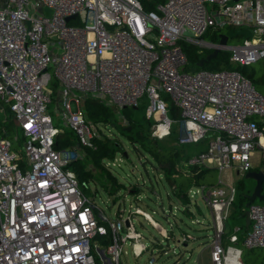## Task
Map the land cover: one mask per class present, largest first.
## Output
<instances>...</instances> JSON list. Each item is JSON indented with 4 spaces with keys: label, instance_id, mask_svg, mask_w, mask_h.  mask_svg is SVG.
<instances>
[{
    "label": "built area",
    "instance_id": "built-area-1",
    "mask_svg": "<svg viewBox=\"0 0 264 264\" xmlns=\"http://www.w3.org/2000/svg\"><path fill=\"white\" fill-rule=\"evenodd\" d=\"M231 25L252 35L221 50L241 64L263 58L264 0H165L153 11L140 0H0V118L13 119L15 140L20 133L26 137L20 153L0 123V264H97L93 249L103 264H122L127 243L137 257L148 249L135 214L171 236L141 206L127 218L126 207L116 218L100 217L84 192L69 164L99 136L100 124L82 108L86 97L112 105L117 115L146 96L153 137L163 139L177 125L181 143L208 138L207 150L192 161L220 173L235 169L245 175L257 165L264 170V93L239 69H187L182 41L214 49L219 42L204 34ZM53 99L61 125L48 111ZM171 101L179 117L170 115ZM63 127L72 128L79 141L58 149L55 138ZM223 184L220 177L216 185L192 186L191 204L179 200L165 214L189 212L201 193L213 214L212 264H235L231 252L243 264L241 227L228 236L234 246L227 249L222 239L237 198L236 186ZM247 208L251 224L242 244L264 248V202ZM190 238L184 233L179 242L187 245Z\"/></svg>",
    "mask_w": 264,
    "mask_h": 264
},
{
    "label": "rangeland",
    "instance_id": "rangeland-1",
    "mask_svg": "<svg viewBox=\"0 0 264 264\" xmlns=\"http://www.w3.org/2000/svg\"><path fill=\"white\" fill-rule=\"evenodd\" d=\"M46 13L51 14V10L46 9ZM187 34L193 35V32L188 30ZM243 39V35L233 36L229 38L228 44L239 43ZM260 61L264 62V57ZM258 64L254 62L252 65L258 66ZM50 84L55 88L54 80ZM56 103V99H53L49 103L48 111L53 115L55 123L61 125V120L55 112ZM115 118L117 123L110 125L100 124V126H96V130L99 132V136H107L118 144L119 150L115 156L105 163L111 170L110 174L112 177L113 175L117 176L118 182L113 184V178L108 174L109 169L103 170L104 168L102 169L93 164L84 154L82 158L88 162V166L92 167L96 182L90 181L87 182V185H82L83 190L96 203V210L99 212L100 217L116 218L119 208L126 207L124 218H127L130 210L134 211L136 206H141L150 212L153 218L166 228L171 235L170 237L164 235L144 214H135L136 228L144 234L142 241L147 244L148 249L137 257L134 255L132 245L127 243L125 245L127 253H123L121 257L122 264H212L213 214L206 199L201 193H197L194 197L197 204L193 203L189 212L180 208V210H174L175 216L170 215L167 218L165 213L169 212L171 207L174 209V206L179 203L176 194L168 181H166L165 176L158 172L154 165L155 160L151 154L140 144L135 146L133 141L123 133V125L130 126L127 125L128 119L123 113H118ZM0 123L4 128H7V120L4 121L0 118ZM14 133L15 130L9 135L13 140V149L23 153L21 148L24 140H15ZM174 136L162 140V143L166 146L179 148L184 154L182 158L184 160L186 156L193 152L191 148L195 147L181 143L179 134ZM195 156L193 155L189 158L190 163H198L204 166L201 162L192 161ZM257 157L258 154L256 153L254 160ZM256 162L255 160V164ZM220 177L224 182L223 185H235L237 193L246 192L249 188H254L256 184V180L253 177L238 174L235 169H226L221 173L218 172L217 180ZM240 178L244 181V189L238 184ZM116 185H119V188L114 191ZM135 188H139L138 193L132 192ZM137 194H139L138 198ZM255 201L262 202V199L257 198ZM238 203L239 199H236L230 208L229 217L225 220L226 227L222 239L227 249L235 245L228 240L229 234L243 221L239 217L241 208ZM238 232L240 234L242 230ZM184 233L194 237L188 240L187 245L179 242L183 238ZM99 244L101 248H105L104 244ZM242 248L246 250L243 255L241 254L243 264H264V249L248 248L243 244ZM93 253L96 263L103 264L99 252L93 249ZM230 255L232 254L230 253ZM153 257H155V261L151 262L150 260Z\"/></svg>",
    "mask_w": 264,
    "mask_h": 264
},
{
    "label": "trees",
    "instance_id": "trees-1",
    "mask_svg": "<svg viewBox=\"0 0 264 264\" xmlns=\"http://www.w3.org/2000/svg\"><path fill=\"white\" fill-rule=\"evenodd\" d=\"M140 1L146 11H153L157 10L158 4L164 2L165 0ZM231 28H234V26L215 27L207 31L204 34V37L206 39L219 42L221 34L227 32ZM182 44L189 58L187 69H239L248 75L253 80L256 87L264 93V62L260 61L261 59L256 61L259 63L258 66L252 65L253 63L241 64L233 62L230 59V51L221 50L215 57L211 58L202 66H200V61L205 58L213 49H204L194 42L182 41ZM54 86H57L56 80H54ZM146 101L147 97L145 96L141 99L138 106H127L122 109L123 115L128 119L127 125H130V128L126 125H123L122 131L133 141L135 146L140 144L146 149L148 153L151 154L155 160V167L158 169L159 173L165 176L166 181H168V183L171 185L174 193L177 196V199L183 203L191 204L189 189L192 186L202 184L216 185L218 182L217 175L219 170L217 168L203 166L198 163H190L189 161V158L193 155L197 156L207 150L208 138H204L198 142L184 143L187 146H193L195 148H191L193 149V152H191V154L186 156L183 160L182 158L184 154H182L179 148L166 146L162 143V140L169 137H175V134H179L177 125H174L171 134L163 139H159L151 135V125L153 123V119L146 116ZM82 108L87 114L88 118L97 125H110L117 123L115 118V108L98 98L86 97L83 100ZM169 112L172 117H179V108L172 101L170 102ZM6 129L8 136L16 129L15 123L11 117L7 119ZM25 138V135L20 133V141L24 140ZM78 141L79 138L72 128L63 127L55 138L54 146L58 149H61L77 144ZM93 141L94 146H84V154L88 157L89 161L93 162V164L101 167L102 169L104 168L103 170L109 169L105 163L108 159L114 157L119 150L117 142L115 140H111V138L107 136H95ZM69 167L76 172L81 186L87 185V182L95 181V174L92 170V167L88 166V162L82 157L72 161L69 164ZM259 168L260 167L258 166L255 167V169ZM108 171V174H110L111 170L109 169ZM112 178L113 184H116L118 182L117 176L113 175ZM238 184L243 189L245 188L243 179L240 178L238 180ZM103 185H105V183H103ZM114 188L115 191L119 188V185H116ZM252 191L253 188H249L246 192L237 193L236 199H239L238 205L241 208L239 217L242 220H244L243 214L246 210V202L248 200L247 194L251 193ZM262 191L264 193V184ZM132 192L138 193L139 188L133 189ZM262 202H264V198L262 199ZM240 227L242 232L240 233V240L238 244L239 246H242V240L247 229L243 223ZM245 251L246 250L242 248V255Z\"/></svg>",
    "mask_w": 264,
    "mask_h": 264
},
{
    "label": "water",
    "instance_id": "water-1",
    "mask_svg": "<svg viewBox=\"0 0 264 264\" xmlns=\"http://www.w3.org/2000/svg\"><path fill=\"white\" fill-rule=\"evenodd\" d=\"M74 16L75 14L70 15L68 16V19ZM237 35H243L245 37H250L252 35V31L249 28H236V29L231 28L227 32L222 33L218 46H216L205 58H203L200 61L199 65L202 66L206 61L215 57L221 51V48H222L221 45H226L230 37L237 36ZM245 175L247 177H253L256 180V184L253 188V191L247 194L248 200L246 202V207H248L257 198L259 199L264 198V193L262 191L263 184H264V170L252 169V170L247 171ZM243 215L245 216V220H246V229H248L251 224L250 211L248 208H246ZM126 224H129L128 220L126 221Z\"/></svg>",
    "mask_w": 264,
    "mask_h": 264
},
{
    "label": "bare ground",
    "instance_id": "bare-ground-1",
    "mask_svg": "<svg viewBox=\"0 0 264 264\" xmlns=\"http://www.w3.org/2000/svg\"><path fill=\"white\" fill-rule=\"evenodd\" d=\"M231 254H232V255H231V256H232L231 258L233 259L234 263H235V264H238V263L236 262V258L239 256L238 253H237V252H231Z\"/></svg>",
    "mask_w": 264,
    "mask_h": 264
},
{
    "label": "crops",
    "instance_id": "crops-1",
    "mask_svg": "<svg viewBox=\"0 0 264 264\" xmlns=\"http://www.w3.org/2000/svg\"><path fill=\"white\" fill-rule=\"evenodd\" d=\"M256 165H257V164H256ZM257 166H258V165H257ZM257 166H256V167H257ZM258 167H260V166H258ZM254 169H255V168H254ZM259 169H261V167H260ZM259 169H255V170H259ZM237 173H238V174H240L238 171H237ZM242 223H243V225H245V227H246V220H245V216H244V220H243V222H241L239 226H241V225H242ZM231 233H232V232H231ZM228 240H229V238H228Z\"/></svg>",
    "mask_w": 264,
    "mask_h": 264
}]
</instances>
